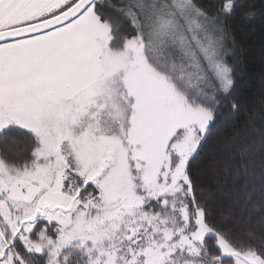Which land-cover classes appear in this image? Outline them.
<instances>
[{
  "label": "snow or ice",
  "instance_id": "snow-or-ice-1",
  "mask_svg": "<svg viewBox=\"0 0 264 264\" xmlns=\"http://www.w3.org/2000/svg\"><path fill=\"white\" fill-rule=\"evenodd\" d=\"M237 10L258 14L243 0H0V264H264V234L236 239L192 173L235 88ZM257 135L234 205L264 224Z\"/></svg>",
  "mask_w": 264,
  "mask_h": 264
},
{
  "label": "trees",
  "instance_id": "trees-1",
  "mask_svg": "<svg viewBox=\"0 0 264 264\" xmlns=\"http://www.w3.org/2000/svg\"><path fill=\"white\" fill-rule=\"evenodd\" d=\"M119 3V0H114ZM205 7H211L217 0H200ZM244 6L252 4L258 14L254 19L241 22L240 10L225 19V23L235 38L231 40L226 59L237 69L235 88L225 100L217 115L208 142L192 161V173L198 185L210 197L216 219L230 228L238 240H248L246 233L264 234V224L260 223V213H241L234 205L235 193L242 190V182L236 179L240 168V150L258 139V131L264 128V0H243ZM104 11H111L104 8ZM124 30L115 35L111 42L113 50L122 45ZM236 99L241 107L239 113H231L227 107L229 100ZM17 130L12 135H20ZM24 145H16L7 151L10 161L23 160L27 152ZM0 151H4L0 145ZM259 163V161H257ZM259 243V240L253 241Z\"/></svg>",
  "mask_w": 264,
  "mask_h": 264
},
{
  "label": "rangeland",
  "instance_id": "rangeland-1",
  "mask_svg": "<svg viewBox=\"0 0 264 264\" xmlns=\"http://www.w3.org/2000/svg\"><path fill=\"white\" fill-rule=\"evenodd\" d=\"M111 42H112V41H111ZM111 42H110V44H109L110 47L112 46Z\"/></svg>",
  "mask_w": 264,
  "mask_h": 264
}]
</instances>
